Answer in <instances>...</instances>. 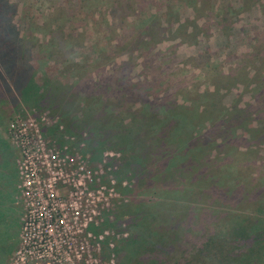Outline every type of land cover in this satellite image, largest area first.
Wrapping results in <instances>:
<instances>
[{
    "label": "rangeland",
    "instance_id": "374dc122",
    "mask_svg": "<svg viewBox=\"0 0 264 264\" xmlns=\"http://www.w3.org/2000/svg\"><path fill=\"white\" fill-rule=\"evenodd\" d=\"M6 1L54 101L0 100V264H15L26 141L31 160L56 151L113 189L93 228L107 233L101 263L264 264V0ZM174 99L187 108L163 117ZM131 119L146 122L132 135L150 162L141 179L112 142Z\"/></svg>",
    "mask_w": 264,
    "mask_h": 264
},
{
    "label": "built area",
    "instance_id": "2783aa9c",
    "mask_svg": "<svg viewBox=\"0 0 264 264\" xmlns=\"http://www.w3.org/2000/svg\"><path fill=\"white\" fill-rule=\"evenodd\" d=\"M28 144L21 143L26 159L18 161L23 216L15 264H105L97 257L107 233L93 228L102 224L101 213L113 189L93 188L95 172L84 167L72 170L73 159L61 158L56 151L45 154L41 149L31 160L24 151Z\"/></svg>",
    "mask_w": 264,
    "mask_h": 264
},
{
    "label": "trees",
    "instance_id": "16d2710c",
    "mask_svg": "<svg viewBox=\"0 0 264 264\" xmlns=\"http://www.w3.org/2000/svg\"><path fill=\"white\" fill-rule=\"evenodd\" d=\"M9 7L8 2L6 0H0V78L2 79V82L0 85L4 86V89L0 90V100L3 98V94L6 93L10 96V101L16 102L21 98L25 103L31 102L30 95H32V98L34 101L35 97H38L37 105L40 103H43V100H48L49 102L53 103L54 100L51 99L52 93L50 90H46L48 92V95H42V93H39V89L33 84L32 80V68L30 67L29 63L27 62V59L25 57V47L23 40L19 36L18 32L15 31L14 26L9 21V18L7 17V8ZM35 89V90H34ZM34 91V92H33ZM4 92V93H3ZM208 94V93H207ZM166 100V99H165ZM164 101V98H160L158 103H162ZM156 103V102H154ZM153 103V104H154ZM146 104H152L151 101L145 98L144 103L141 104L140 110L138 111V114H143L145 116V112L149 109V106ZM14 105V103H13ZM162 106V105H161ZM164 106V105H163ZM39 108V106H38ZM187 108L184 105L178 104L177 101L174 99L172 102V105L170 107H167V112L163 113L164 116L171 117V113L179 112L181 109ZM207 108V107H206ZM199 109L196 108L198 115H203L205 110L203 108L202 112L199 113ZM184 112V111H182ZM151 117L153 119V124L158 127H162L163 121L161 119H157V117L154 116L153 113H151ZM167 118V117H165ZM180 117H177V120ZM184 118L181 117L178 121L179 124H182ZM185 122V121H184ZM193 123V121L191 120ZM146 122L141 121L139 123L138 120L131 119L125 125L128 128V134L125 135V137H117V142L112 140L115 147L122 148V158H123V164L125 163V167L128 166H134V176L141 179L143 176H145L146 173V166L150 164L148 161V153L145 149V145L142 144L141 147L134 146V144L137 142L132 138V135L138 136V134L141 133V128L139 126L144 125ZM133 126L135 128L133 129ZM189 136L187 139H180L175 141V145L179 142L178 147L181 149L184 153V151L188 147V143L190 140ZM137 139V138H135ZM162 143V141H161ZM169 146V142L167 143ZM91 147H94L92 143H90ZM187 151V150H186ZM189 152V151H188ZM187 154V153H185ZM193 156H197L196 153L193 154ZM191 156V157H193ZM129 160H133L134 162H129ZM173 162V159L171 160ZM189 163V160L183 161V167L181 166L182 163H180L178 166L170 167L172 170H169L172 172V174L176 175L177 177L181 178L186 170V167ZM175 169V170H174ZM140 228V226H139ZM150 249V248H149ZM151 250V249H150Z\"/></svg>",
    "mask_w": 264,
    "mask_h": 264
},
{
    "label": "crops",
    "instance_id": "0c3cea01",
    "mask_svg": "<svg viewBox=\"0 0 264 264\" xmlns=\"http://www.w3.org/2000/svg\"><path fill=\"white\" fill-rule=\"evenodd\" d=\"M1 146L2 147H4V146H6L5 144H1ZM1 151V153H0V156H2L3 154H4V151H3V148H2V150H0ZM8 165H10V164H8ZM0 169H5V167L3 166H0ZM4 171V170H3ZM3 171H1V173L3 174V173H5V171L3 172Z\"/></svg>",
    "mask_w": 264,
    "mask_h": 264
}]
</instances>
